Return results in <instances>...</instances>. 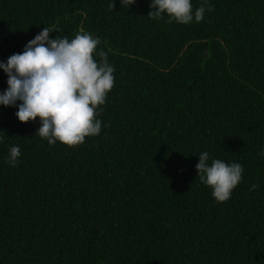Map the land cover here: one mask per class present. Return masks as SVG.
I'll list each match as a JSON object with an SVG mask.
<instances>
[{
  "label": "trees",
  "instance_id": "16d2710c",
  "mask_svg": "<svg viewBox=\"0 0 264 264\" xmlns=\"http://www.w3.org/2000/svg\"><path fill=\"white\" fill-rule=\"evenodd\" d=\"M111 2L0 0V63L48 27L98 38L115 69L99 135L74 148L0 105V264H264V0H207L187 25ZM203 152L244 169L226 202Z\"/></svg>",
  "mask_w": 264,
  "mask_h": 264
},
{
  "label": "clouds",
  "instance_id": "9594fccd",
  "mask_svg": "<svg viewBox=\"0 0 264 264\" xmlns=\"http://www.w3.org/2000/svg\"><path fill=\"white\" fill-rule=\"evenodd\" d=\"M135 0H121V7H129ZM115 9V0L109 4ZM148 16L160 19L168 16V23L179 24L200 22L205 11H212L204 4L193 11L191 0H151ZM54 29L44 27L43 31L29 41L22 53L11 55L7 63H0V69L7 74L8 88L0 94V105L15 107L19 101L16 116L21 123L39 118L41 126L37 133L49 145L58 142L74 148L82 145L86 137H95L101 131L98 110L105 104L108 93L114 87V67L109 64L107 54L100 43L87 32L77 33L75 38L56 37L50 39ZM94 54L100 57L99 63ZM21 150L12 146L8 163L17 166ZM209 154L199 155L196 165L199 180L212 189V195L219 203L230 199L233 190L242 179L243 167L215 159L209 163ZM258 185H252L254 190Z\"/></svg>",
  "mask_w": 264,
  "mask_h": 264
}]
</instances>
